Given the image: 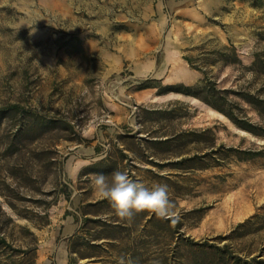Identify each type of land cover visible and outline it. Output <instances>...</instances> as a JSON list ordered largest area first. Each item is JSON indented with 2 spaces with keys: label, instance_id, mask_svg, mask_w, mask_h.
Listing matches in <instances>:
<instances>
[{
  "label": "rangeland",
  "instance_id": "rangeland-1",
  "mask_svg": "<svg viewBox=\"0 0 264 264\" xmlns=\"http://www.w3.org/2000/svg\"><path fill=\"white\" fill-rule=\"evenodd\" d=\"M255 53L264 56V0H0V237L16 249L0 244V264L60 263L73 208L65 164L100 156V172L167 184L180 219L144 211L122 234L86 220L67 264H262L264 136L193 96L157 94L195 89L202 70L219 90L254 94L264 86ZM191 71L201 79L187 84ZM129 95L145 100L130 103V125L110 108ZM228 101L264 131L261 106Z\"/></svg>",
  "mask_w": 264,
  "mask_h": 264
},
{
  "label": "crops",
  "instance_id": "crops-1",
  "mask_svg": "<svg viewBox=\"0 0 264 264\" xmlns=\"http://www.w3.org/2000/svg\"><path fill=\"white\" fill-rule=\"evenodd\" d=\"M189 78L190 80L187 81V84L201 79V74L198 71H191ZM126 99V101L119 100L118 102H114L110 108L114 121L129 124V122H132V119L136 117V109L133 110L134 108L130 103L135 101V105L138 109V105L145 102V100L137 102L136 99L131 95L126 97ZM116 134H122L125 136V134H123L121 130L116 131ZM100 145L103 146L101 153H107L106 151L109 144L101 143ZM115 146H119L118 152L120 155L121 153L125 152L123 144H115ZM115 151L117 152L116 148ZM93 153L95 152L93 151ZM115 157L118 161H120V157L117 153L115 154ZM97 159H101V156L95 159L92 157L87 159L84 157L73 158L71 160H68L65 164V171L68 176V181L72 183L71 188L73 191V208L69 207L66 209L67 213L64 217V223H62L58 233L62 241V244L56 253L57 258L60 259L59 264H67L68 252L66 250V244L75 235L80 234L82 231L85 232L87 228H85V226L83 227L82 223L86 220H88L89 223H91L92 221H100V223L102 224V230H106L111 233L115 232V234H122L123 232L128 230V221L121 219L116 215L115 210L113 209L109 201L101 199L96 195V190L92 179L93 174L102 173L105 176L109 177L112 174L111 168H105L106 172L98 171V165H96ZM107 163L109 166H112V163L110 161H108ZM70 210L73 211V213H70ZM93 232L99 231L98 229H96ZM103 232L104 231L99 233V235H102ZM122 238L123 236L118 235L116 237H106L104 240L113 241L120 240Z\"/></svg>",
  "mask_w": 264,
  "mask_h": 264
},
{
  "label": "clouds",
  "instance_id": "clouds-1",
  "mask_svg": "<svg viewBox=\"0 0 264 264\" xmlns=\"http://www.w3.org/2000/svg\"><path fill=\"white\" fill-rule=\"evenodd\" d=\"M96 195L110 202L117 216L131 221L135 215L150 211L162 219L178 222L180 215L165 183L133 180L128 173L115 171L111 176L102 173L93 174ZM121 264H125L121 258ZM127 264H132L131 259Z\"/></svg>",
  "mask_w": 264,
  "mask_h": 264
},
{
  "label": "trees",
  "instance_id": "trees-1",
  "mask_svg": "<svg viewBox=\"0 0 264 264\" xmlns=\"http://www.w3.org/2000/svg\"><path fill=\"white\" fill-rule=\"evenodd\" d=\"M254 58H255V60H254L253 66H252V70L254 71V73L264 76V56H261L260 53H255ZM186 60L188 62H190L189 59H186ZM261 63H263V67H260ZM201 72H203L204 78H203V80H201L199 82L198 86L195 87V89H194V87L192 88L190 86L182 85L178 89H175V90H173V89L168 90L167 89L166 91H160L157 94L162 95V94H167L170 92H175V93H179V94L186 95V96H193L195 98L200 99L205 104H207L208 106H210L214 110L218 111L219 113H221L225 117H227L230 121H232L234 124L241 127L242 129L247 130L256 136H264V131L260 132L259 128L256 126L255 127L252 126L248 121H246L247 119H242V118H239L238 116H236L235 113L230 109V107H232V103L228 101V96L233 94V95L239 97L240 99H242L249 106H251V107L261 106L264 110V86L259 88L256 91V93H254V94L247 93L245 91L239 92V91H233V90H229V89L219 90V89H217L216 82L212 81V79L209 77L208 73L206 71H203V70ZM147 88H150V86H148V85L142 86V87H140V90L147 89ZM8 109L15 111L18 109V106L13 104V105H10L8 107ZM62 190H63L62 191L63 195L65 197H68L70 191H69L67 184L62 185ZM0 244L7 246L9 248H12V246L9 243H7V241L2 237H0ZM95 246H98V245H95ZM13 250H16V249H13ZM17 251H19V250H17ZM102 260L103 259H96L95 262L99 263ZM140 260L141 259H131L132 264H143L142 262H140ZM153 260L156 261L155 264H173V263L168 262L169 259H153ZM261 262H262V264H264V261H261ZM108 263L121 264V262L119 260H115L113 262L109 261ZM68 264H77V263L72 260V262H70Z\"/></svg>",
  "mask_w": 264,
  "mask_h": 264
},
{
  "label": "bare ground",
  "instance_id": "bare-ground-1",
  "mask_svg": "<svg viewBox=\"0 0 264 264\" xmlns=\"http://www.w3.org/2000/svg\"><path fill=\"white\" fill-rule=\"evenodd\" d=\"M182 75H183V78H184L185 81H189V80H190L189 76H187V75H185V74H182ZM173 94H174V95H177V96H179V97H183V95H182V94H179V93H173ZM156 98H158V97H156ZM211 113H213V114H215V115H218L221 119H225V117H224L221 113L216 112V111H214V110H212V109H211Z\"/></svg>",
  "mask_w": 264,
  "mask_h": 264
}]
</instances>
